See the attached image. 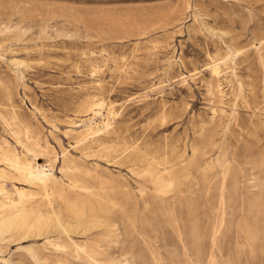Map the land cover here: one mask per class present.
Returning a JSON list of instances; mask_svg holds the SVG:
<instances>
[{
  "label": "rangeland",
  "instance_id": "1",
  "mask_svg": "<svg viewBox=\"0 0 264 264\" xmlns=\"http://www.w3.org/2000/svg\"><path fill=\"white\" fill-rule=\"evenodd\" d=\"M155 42L163 48L154 53ZM227 52L234 90L224 84L230 115L222 125L212 122L206 65L208 55ZM121 57L126 76L114 61ZM96 63L105 96L118 105L116 142L168 156L186 172L183 187L162 196L131 173L133 162L90 158L65 138L58 120L96 93ZM0 81V135L16 146L1 118H10L11 95L22 124L57 152L46 173L67 182V154L100 175L85 178L90 186L108 181L117 203L107 227L5 235L0 264H211L213 251L214 264H264V0H0ZM60 208L44 211L57 217Z\"/></svg>",
  "mask_w": 264,
  "mask_h": 264
},
{
  "label": "bare ground",
  "instance_id": "2",
  "mask_svg": "<svg viewBox=\"0 0 264 264\" xmlns=\"http://www.w3.org/2000/svg\"><path fill=\"white\" fill-rule=\"evenodd\" d=\"M162 48V43L155 42L151 50L155 53ZM241 52L242 50H237V55L242 54ZM231 58L228 52L208 55L209 62L206 65L210 78L205 82V86L213 103L212 122L219 121L222 125L230 115L225 107L227 90L224 84L234 90L229 80ZM117 60H120L121 65L116 63ZM114 61L120 74L128 75L129 65L126 58H114ZM14 64L21 65L19 62ZM89 70L92 78L97 79L93 82L96 93L81 100L75 116H64L58 120L65 138H72L76 147L90 158H108L114 155V158L133 162L131 173L149 181L162 196L166 197L183 187L186 172L178 164H173L168 156H157V152L143 149L137 142H116L120 137L116 128L118 105L105 96L106 87L98 79L103 71L101 63L90 65ZM197 72L198 69L194 68L195 74L192 76H197ZM182 80H187L184 75ZM8 99L11 104L10 118H1L9 138L16 146L0 135V240H4L7 234L27 239L52 227L62 229L65 233L75 230L89 232L107 227L105 216L111 208L117 207V203L108 195L109 182L102 181L100 189L90 186L85 178L98 180L100 175L93 177L91 171L82 168L75 158L67 154L63 155L61 168L67 182L62 183L47 174V171L54 169L58 161L55 148L48 141L34 135L29 126L22 124L20 112L13 104V97L9 95ZM161 118L165 122L166 114H162ZM17 124L23 125L21 132L14 130ZM192 151L196 156L200 150L194 146ZM47 167L50 169L46 170ZM221 201L224 205L223 195ZM54 203L61 206L57 217L44 211ZM225 225L226 219L223 217L214 229L213 246L216 247ZM181 234L183 235L182 232ZM193 239L197 244L201 241V236L196 230L193 231ZM54 246L67 249L63 244ZM215 262L213 251L210 263Z\"/></svg>",
  "mask_w": 264,
  "mask_h": 264
}]
</instances>
